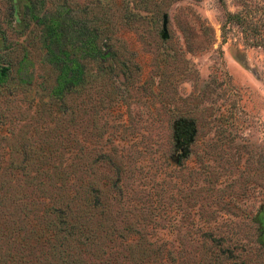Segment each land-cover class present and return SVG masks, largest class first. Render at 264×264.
Here are the masks:
<instances>
[{
    "label": "rangeland",
    "instance_id": "obj_1",
    "mask_svg": "<svg viewBox=\"0 0 264 264\" xmlns=\"http://www.w3.org/2000/svg\"><path fill=\"white\" fill-rule=\"evenodd\" d=\"M31 1L74 27L99 24L116 56L65 97L64 112L49 95L56 70L41 26L29 20L20 30L11 0H0V61L13 62L0 83V255L10 250L9 264H264V0ZM160 80L171 82L168 98L156 94ZM165 99L190 105L206 137L214 133L206 106L224 103L244 154L235 165L230 153H207L201 169L202 146L191 145L173 200L155 215L161 187L155 165H143L144 141L157 139L153 150L171 154L177 169ZM179 174L190 183L185 191ZM89 183L112 207L89 222L87 239L38 227L45 204Z\"/></svg>",
    "mask_w": 264,
    "mask_h": 264
},
{
    "label": "trees",
    "instance_id": "obj_2",
    "mask_svg": "<svg viewBox=\"0 0 264 264\" xmlns=\"http://www.w3.org/2000/svg\"><path fill=\"white\" fill-rule=\"evenodd\" d=\"M16 19L20 30L27 27L26 21H33L35 24L41 26L43 46L45 48L46 61L51 65V67L56 70V76L54 78L53 84L50 89V97L56 98V101L62 104L64 107L63 111L67 112L69 107L65 104V97L78 89L80 86L85 85V83L94 75L104 73L105 69H108L112 64H107L110 62L109 58L115 57L116 52L111 51V46L106 48V40L110 37V34H104V29L99 24L95 26L87 27L86 25L79 24L78 26H72L70 18L63 14L61 11L55 12H43L39 13L35 11L34 5L31 0H11V10ZM228 17H232L236 20H242L240 14L227 12ZM19 30V31H20ZM105 37V38H103ZM6 40V35H0V43H4ZM91 63V64H90ZM12 60L0 61V83L3 82L12 67ZM89 64L91 66H89ZM91 68V70H89ZM93 70V71H92ZM92 71V72H89ZM121 76L126 72L120 71L116 72ZM169 82V80H164ZM154 83L156 88V94H161V96H170L167 94L168 89L172 86L171 82L166 84ZM167 87V88H166ZM149 91H152L149 90ZM194 98H200L202 92L194 91ZM164 106H161L162 111L169 115V120L166 122L171 128V136L169 135V143L172 144L174 150L178 149L177 153V169L170 162L169 158L171 154H167L164 151L156 147L153 150V146L158 144V140L146 139L144 141V146L146 149L145 161L143 163L144 167L150 168V166L155 165L157 170L156 175V188L153 200L156 201V205L160 208H155L156 213H162L163 207L167 208L170 205L171 200H173L175 181L174 177L176 172H185L188 170L187 161L191 155V145L198 142V145L202 146L203 154L200 153L199 168H203L206 165L205 155L208 153L210 155L216 154L223 155L226 153L231 154L232 162L235 165L240 163L243 153V147L241 148L238 144H233L235 141L234 136H236L235 128L236 116L232 111L226 109V105L222 102L210 101V104L206 106L209 113L207 118L210 120L212 127H214V133L210 136H205L204 133L198 135V129L196 126V120L193 117L188 116V111H190V105L182 104V106L177 107L171 103H167L165 99ZM199 106L200 101H197ZM205 108V106H202ZM218 111V113H217ZM178 116L173 122L171 116ZM211 131L212 128L210 127ZM233 148V152H228V149ZM219 149L222 151L217 152ZM212 152V153H210ZM152 153L155 156H152ZM256 155L257 151L254 152ZM260 155L258 154V157ZM209 159L214 160L213 156H207ZM149 160L151 163L149 164ZM203 160V161H202ZM114 164V170L117 175V180H121L120 165L112 162ZM219 174L216 170H212V174ZM181 181V189L185 191L189 184L188 181L182 178V174H179ZM179 177V176H178ZM218 178H214L213 182L217 183ZM197 183L193 182V187ZM119 193H123V187H119ZM183 197L185 194L182 195ZM153 209L154 206L150 205ZM112 207L111 203L107 200L103 202L100 201L98 194L93 193L91 189V183L85 187L78 188H68L65 189L63 193L59 194L50 203L45 204L40 219H37V223L40 225L38 227H44L45 229H52L55 231L66 232L67 234L77 233L83 238H88L85 233H90L91 227L89 222L97 215H104L105 212H109ZM167 211V210H166ZM38 218V217H37ZM41 220H46L44 225ZM102 223V222H101ZM32 230H35L32 228ZM81 243H87V240ZM14 246V244L12 245ZM1 261L5 264H9L11 258L13 257L10 250H5L0 255ZM10 259V260H9Z\"/></svg>",
    "mask_w": 264,
    "mask_h": 264
},
{
    "label": "water",
    "instance_id": "obj_3",
    "mask_svg": "<svg viewBox=\"0 0 264 264\" xmlns=\"http://www.w3.org/2000/svg\"><path fill=\"white\" fill-rule=\"evenodd\" d=\"M164 28H165V24H164Z\"/></svg>",
    "mask_w": 264,
    "mask_h": 264
}]
</instances>
